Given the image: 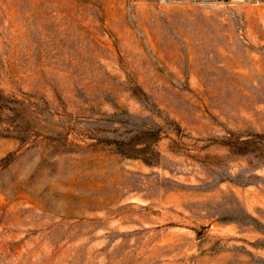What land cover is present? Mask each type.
<instances>
[{
	"label": "rangeland",
	"instance_id": "obj_1",
	"mask_svg": "<svg viewBox=\"0 0 264 264\" xmlns=\"http://www.w3.org/2000/svg\"><path fill=\"white\" fill-rule=\"evenodd\" d=\"M0 264H264V5L0 0Z\"/></svg>",
	"mask_w": 264,
	"mask_h": 264
},
{
	"label": "built area",
	"instance_id": "obj_2",
	"mask_svg": "<svg viewBox=\"0 0 264 264\" xmlns=\"http://www.w3.org/2000/svg\"><path fill=\"white\" fill-rule=\"evenodd\" d=\"M233 3H243V4H251V5H264V0H228Z\"/></svg>",
	"mask_w": 264,
	"mask_h": 264
}]
</instances>
